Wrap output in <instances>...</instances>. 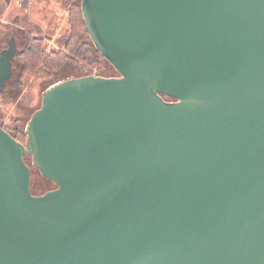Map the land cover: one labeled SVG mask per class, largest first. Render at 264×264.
<instances>
[{
	"label": "water",
	"instance_id": "95a60500",
	"mask_svg": "<svg viewBox=\"0 0 264 264\" xmlns=\"http://www.w3.org/2000/svg\"><path fill=\"white\" fill-rule=\"evenodd\" d=\"M81 7L118 76L51 86L26 145L0 123V264H264V0Z\"/></svg>",
	"mask_w": 264,
	"mask_h": 264
},
{
	"label": "rangeland",
	"instance_id": "374dc122",
	"mask_svg": "<svg viewBox=\"0 0 264 264\" xmlns=\"http://www.w3.org/2000/svg\"><path fill=\"white\" fill-rule=\"evenodd\" d=\"M82 0H78L81 3ZM28 2V4L25 3ZM28 11V14L26 13ZM1 21L6 24L7 30L15 35V44L18 52L24 50L27 45V34L40 36L47 40L48 49L57 48V40L68 33V13L54 0H0ZM28 15V21L25 20ZM7 36L0 42V52L7 48ZM13 77L6 87L1 89L6 100L0 101V123L9 131H22L26 135V128L33 116L42 106L43 93L55 82L77 78L80 74L78 67L68 65L56 77L54 81L32 80L33 85L29 88H19L16 83L19 78L20 66L14 60ZM117 77L118 73L113 69L106 74ZM27 136L23 141L26 145ZM22 143V144H23ZM26 163L32 170L31 190L36 196L43 195L55 190V184L45 180L38 170L33 167L32 158L26 157Z\"/></svg>",
	"mask_w": 264,
	"mask_h": 264
},
{
	"label": "trees",
	"instance_id": "16d2710c",
	"mask_svg": "<svg viewBox=\"0 0 264 264\" xmlns=\"http://www.w3.org/2000/svg\"><path fill=\"white\" fill-rule=\"evenodd\" d=\"M54 1L60 4L68 13L67 24L69 31L65 36L57 40V48L53 50L48 49L45 38L27 34L28 42L26 47L15 56V61L20 66L19 78L16 83L17 87L31 89L33 85L32 80L52 82L68 65L80 69L81 75L79 77H113L106 74L111 69L113 71L115 69L96 49L90 39L81 3L78 0ZM4 36L5 26L0 25V41L3 40ZM2 100H6V97L0 92V101ZM3 128L21 143H23L27 136L22 131H9L5 127Z\"/></svg>",
	"mask_w": 264,
	"mask_h": 264
},
{
	"label": "flooded vegetation",
	"instance_id": "af4514ba",
	"mask_svg": "<svg viewBox=\"0 0 264 264\" xmlns=\"http://www.w3.org/2000/svg\"><path fill=\"white\" fill-rule=\"evenodd\" d=\"M25 1H27V0H25ZM26 4H28V2H26L25 3V6H26ZM27 7V6H26ZM27 9H25V11H26ZM26 13L28 14V11H26ZM1 18H2V12L0 11V25L1 26H5V36H4V38L3 39H5L7 36H10L11 38H7V39H9L8 41H7V48H9V43L12 41L14 44H15V40H16V37H15V35L14 34H12V32L10 33V31L9 30H7V26H6V24L5 23H3L2 21H1ZM25 20L26 21H28V15H26V17H25ZM37 36V35H36ZM38 37H40V36H38ZM27 38H28V36H27ZM42 38V37H41ZM1 42V41H0ZM15 46H16V44H15ZM6 48V49H7ZM16 49H17V47H16ZM5 50V49H4ZM2 52V51H1ZM0 52V53H1ZM19 52H18V49H17V52H16V54H15V56L18 54ZM15 56L13 57V59H12V65H13V62H14V60H15ZM12 70H13V68H12ZM14 73V72H13Z\"/></svg>",
	"mask_w": 264,
	"mask_h": 264
}]
</instances>
